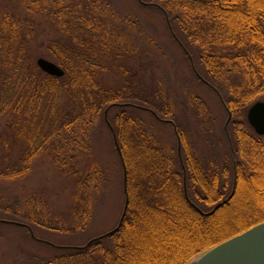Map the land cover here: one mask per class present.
I'll return each mask as SVG.
<instances>
[{
    "label": "trees",
    "instance_id": "trees-1",
    "mask_svg": "<svg viewBox=\"0 0 264 264\" xmlns=\"http://www.w3.org/2000/svg\"><path fill=\"white\" fill-rule=\"evenodd\" d=\"M11 1L15 8L0 13V118L8 117L10 130L8 136L0 135V150L5 160L13 150L11 141L21 151L16 161H0V180L28 177L36 158L44 155L55 172L74 181L73 208L80 219L91 203L94 175L99 181L103 177L89 139L101 121L119 145L127 177L128 208L119 229L42 264H187L264 222V205L244 202L245 190L252 184L260 189L264 176V136L248 121V109L264 98V2L137 0L163 13L198 81L219 101L223 98L228 116L232 113L225 131L232 154L229 167L202 157L165 88L147 91L135 65L144 58L128 32L134 22L110 0ZM44 19L53 33L46 43L40 38ZM40 57L51 58L65 74L43 71L37 64ZM107 75L117 78L118 85H110ZM138 109L171 124L176 151L161 144L137 116ZM199 116L203 124L210 121L203 112ZM85 157L92 159L86 165ZM35 208L0 203L4 217L24 223L17 226L33 236L38 226L57 228ZM163 230L184 246L165 255Z\"/></svg>",
    "mask_w": 264,
    "mask_h": 264
},
{
    "label": "rangeland",
    "instance_id": "rangeland-1",
    "mask_svg": "<svg viewBox=\"0 0 264 264\" xmlns=\"http://www.w3.org/2000/svg\"><path fill=\"white\" fill-rule=\"evenodd\" d=\"M110 2L117 12L124 17H130L134 22L128 32L144 58V61H135V65L141 71V77H144L142 83L145 82L147 91L153 93L157 88H165V93L175 101L182 124L195 140L202 157L207 162L217 160L218 163L220 161L219 164L231 167L232 154L225 133L228 113L216 93L208 85L198 81L194 75L189 58L172 37L163 13L156 10L153 12L137 0ZM13 3L15 2L11 0H0V13L6 7L14 9ZM47 25L48 21L44 19L40 38L45 43L53 37L51 27ZM45 58L53 61L49 57ZM201 70L202 74H207L205 70ZM112 76L107 75L108 83L118 85L119 80ZM194 99L197 105L194 104ZM199 112L205 113L210 121L201 123L203 121ZM136 114L161 144L176 151L177 137L170 123L158 120L145 109L136 110ZM7 121V116L0 118V135L8 136L10 133ZM94 128L92 137L89 138L92 145L90 152L92 159H97L102 167L103 177L99 181L94 175L91 185L94 189L89 196L91 203L80 219L73 208L74 181L55 172L52 163L48 162L44 155L40 154L36 158L28 177L0 180V203H16L24 209L36 207L39 212L43 211L44 217L51 225L57 227L38 226L34 229L33 236L21 226L3 222L8 219L4 217L6 214L0 211V264H42L44 259L76 246H83L118 225L126 202L124 169L108 125L101 121ZM10 143L13 145L10 158L5 160V152L0 150V161L17 160L21 146L14 141ZM92 159L85 157V165ZM231 178L230 176L229 183ZM259 183L260 189L257 184H252L245 190V204L249 202L264 205V176L259 178ZM240 214L244 212L237 215ZM231 219L226 221L230 222ZM161 233L167 234L165 230ZM166 237L167 241L162 249L165 255H171L184 246L182 239L170 238L167 235ZM160 239L161 237L157 240ZM154 248L158 250L157 247ZM147 264L158 263L153 261Z\"/></svg>",
    "mask_w": 264,
    "mask_h": 264
},
{
    "label": "water",
    "instance_id": "water-1",
    "mask_svg": "<svg viewBox=\"0 0 264 264\" xmlns=\"http://www.w3.org/2000/svg\"><path fill=\"white\" fill-rule=\"evenodd\" d=\"M168 19L169 18H167V20ZM168 22L170 27L172 28L169 20ZM174 37L177 38L176 34H174ZM190 57L192 59L191 55ZM37 64L39 65V68L51 75L61 77L65 74L64 69L60 67V65L45 57L38 58ZM192 67L194 71L199 75V77L205 81L206 79L201 74H199L198 71H196L193 60ZM221 99L223 100L222 97ZM248 110V120L250 124L253 126L256 133L264 136V100H257ZM231 118L232 113L229 112L226 131L227 125ZM118 147L119 145L116 144L115 148H117L118 152L121 153ZM126 178V171L124 170L125 185L127 180ZM127 208L128 202L126 201L124 212L121 219L119 220L120 222L118 223V225L113 230L108 231L106 234L90 240L89 242H87V245L110 236L115 231H117L123 222L122 220H124ZM3 222L12 223V225H25L24 223L13 220H4ZM187 264H264V222L253 225L249 229L213 246V248L210 247L209 249L197 255L195 258H192V260H190Z\"/></svg>",
    "mask_w": 264,
    "mask_h": 264
}]
</instances>
